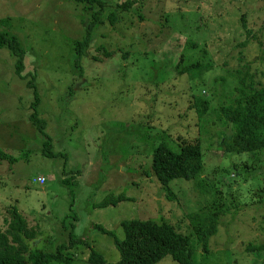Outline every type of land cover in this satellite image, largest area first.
I'll use <instances>...</instances> for the list:
<instances>
[{"label": "rangeland", "instance_id": "obj_1", "mask_svg": "<svg viewBox=\"0 0 264 264\" xmlns=\"http://www.w3.org/2000/svg\"><path fill=\"white\" fill-rule=\"evenodd\" d=\"M104 1V23L81 71L74 65L75 45L91 19L82 4L0 0V31L25 47L22 76L35 75L52 150L63 154L43 155L46 137L28 119L34 98L28 79L16 75V57L0 48V150L16 159H0V227L17 205L42 231L28 242L31 248L53 252L74 232L73 238L89 239L107 264H117L113 238L99 233L96 223L123 238L124 220H165L192 236L197 263L262 264L263 254L246 247L264 244V151H225L220 139L231 129L218 112L241 78L264 85V0H137L140 7L129 11L117 8L126 0ZM101 45L115 54L106 57ZM180 55L205 67L198 75H181ZM196 96L211 104L202 119ZM182 141L201 143L204 171L165 187L146 173L152 153L161 142L178 149ZM72 176L78 185L64 183ZM109 193L132 199L116 208L93 207ZM214 199L230 211L206 252L193 221L210 214ZM71 252L72 264H90L86 246ZM156 264L179 263L168 255Z\"/></svg>", "mask_w": 264, "mask_h": 264}, {"label": "trees", "instance_id": "obj_2", "mask_svg": "<svg viewBox=\"0 0 264 264\" xmlns=\"http://www.w3.org/2000/svg\"><path fill=\"white\" fill-rule=\"evenodd\" d=\"M74 1H76V5L82 4L85 11L91 12V19L85 25V36L75 45L77 57L74 65L82 71V59L89 56L95 31L104 23L103 15L108 4L104 0ZM139 4L140 2L137 0H126L118 4L117 8L129 11L139 8ZM109 19L110 23L115 25L118 16L112 12ZM242 22L247 33L251 34L244 15ZM5 47L17 59L15 63L16 75L22 79H28L27 86L34 94L28 119L46 137L42 150L43 155L47 157L63 155L62 153L56 154L52 150L53 139L47 133L48 122L40 116L39 108L42 100L35 82V75L22 76L25 69V47L17 36L0 31V48ZM99 49L103 50L106 57L115 54L105 50L103 45ZM92 58L98 59L95 56ZM206 66L208 65L206 64ZM203 67L205 65L199 61L186 63L184 55H180L176 64V69L181 75H198ZM231 91L229 97L219 101L221 105L218 117L225 121V127L231 129L229 134L221 136V147L225 151L235 154H255L264 151V85L258 86L254 81L249 82L248 79L241 78ZM194 107L199 118L202 119L209 112L211 104L208 99L196 96ZM152 154L151 172L146 173L154 175L165 187H169L170 182L176 179L196 180L202 176L205 168L204 151L200 142L182 141L178 144V149L167 142H161ZM64 156L67 158L66 154ZM0 159L13 163L16 161L12 155L2 150H0ZM75 173H80V171ZM73 176L64 178V183L78 185ZM166 189L169 190V188ZM130 199L132 198L124 193L118 195L109 193L103 200L94 203L93 207L116 208L119 204ZM218 202L217 199L212 201L211 211L207 217L198 216L197 220L193 221L195 235L203 244L206 252L209 251V239L218 231L221 216L230 211V208L223 204L218 205ZM8 211L9 218L4 219L6 227L4 229L0 227V264H72L74 257L71 251L80 248V245L90 249L88 258L90 264H107L105 256L93 246L89 239L73 238L74 232L68 242L58 245L53 252L31 248L28 242L35 240L42 233L40 226L29 223L17 205L11 206ZM121 226L124 230L123 238H120L114 230L104 224H95L99 233L113 238L114 245L120 253L117 264H156L168 255L179 264H202L193 260L192 236L181 234L165 220L127 219L121 222ZM246 251L254 253L256 256L259 254L264 256V244L249 243ZM262 264H264V260Z\"/></svg>", "mask_w": 264, "mask_h": 264}]
</instances>
